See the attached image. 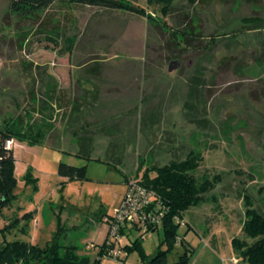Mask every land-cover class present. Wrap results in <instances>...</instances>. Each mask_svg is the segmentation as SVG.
Returning <instances> with one entry per match:
<instances>
[{"label": "rangeland", "instance_id": "rangeland-1", "mask_svg": "<svg viewBox=\"0 0 264 264\" xmlns=\"http://www.w3.org/2000/svg\"><path fill=\"white\" fill-rule=\"evenodd\" d=\"M118 1L145 17L67 0L18 15L0 0V128L9 121L43 137L12 148L17 200L0 212V230L17 221L0 233V248H43L60 228L59 244L93 260L125 178L192 153L200 159L193 178L211 188L178 235L192 259L211 242L231 264V239L252 243L242 232L246 201L264 217V0H176L167 10ZM172 61L179 67L168 73ZM49 93L62 101L49 106ZM76 138L92 142L90 160L76 156ZM60 162L86 166L85 180L60 178ZM139 235L126 228L114 245L121 257L99 264H140L137 251L121 250ZM161 241L160 230L144 236L143 252L152 256Z\"/></svg>", "mask_w": 264, "mask_h": 264}, {"label": "trees", "instance_id": "trees-1", "mask_svg": "<svg viewBox=\"0 0 264 264\" xmlns=\"http://www.w3.org/2000/svg\"><path fill=\"white\" fill-rule=\"evenodd\" d=\"M55 1L9 0V10L18 15L36 13L47 9ZM147 1L150 2L151 0ZM155 1L163 4L162 10H167L176 0ZM67 2L108 10H123L145 17L143 9L127 6L118 0H67ZM49 96L50 102L54 101L55 95L49 93ZM51 103H49V106H51ZM46 122H52L51 115H48ZM42 138L41 134L32 133L30 129L25 131L18 129L9 121L4 122L0 128V212L11 207L12 203L17 200L14 194L16 187L14 176L15 161L12 149H6L5 142L12 140L14 144L20 142L39 144ZM76 141L78 148L76 156L90 160L89 154L92 152L90 139L76 138ZM199 161L198 156L189 153L182 161L173 160L159 167L143 169L140 177L134 181L139 188L150 196V206L147 210L157 220L156 223L148 224L146 231L141 233L142 235L140 234L138 239L121 248L126 254L137 251L140 264H167L168 256L176 247L183 248V252L173 264H189L191 262L193 250L183 237H179L178 228L182 224L184 213L189 208L201 204L204 196L211 188L210 182L204 181L201 184H197L192 176L199 166ZM139 170L140 168L138 167L137 172ZM57 175L67 182L83 181L86 178V166L75 167L60 162L57 166ZM128 183V179H125V184L128 185ZM246 203L248 208L245 212L246 220L243 224L242 232L252 243L248 244L245 241L233 238L230 243L231 248L243 264H264V217L251 209L249 201H246ZM26 216H29V214ZM16 221L15 218L10 220L9 224L0 230V233L3 234ZM126 228L139 232V227L136 225L126 224L119 229L118 235L124 233ZM158 230L162 233V241L158 245L156 252L152 256H147L142 250L141 239ZM60 231L61 229L59 228L58 233L43 248L26 242H4L0 248V264H99L103 258L101 256H104V258L109 256L108 250L113 246L112 244L108 245L109 240L106 239L102 245L97 246L96 258L90 260L80 257L77 254L76 247L59 244ZM177 239L179 240L178 244H176Z\"/></svg>", "mask_w": 264, "mask_h": 264}, {"label": "built area", "instance_id": "built-area-1", "mask_svg": "<svg viewBox=\"0 0 264 264\" xmlns=\"http://www.w3.org/2000/svg\"><path fill=\"white\" fill-rule=\"evenodd\" d=\"M14 143L12 140L5 142L6 149H12ZM149 195L141 188H139L135 182H129L127 185V191L124 194L121 203L116 210L114 216L110 219L104 218L103 223L108 225V245H113L108 250L107 257L118 259L121 257L122 252L114 248L115 243L118 241L119 229L126 224H133L139 227V233H144L146 227L149 224L156 223L157 220L151 216L148 212ZM142 235V234H141ZM179 240H176V244ZM93 248V246L91 247ZM189 264H195L190 262Z\"/></svg>", "mask_w": 264, "mask_h": 264}, {"label": "crops", "instance_id": "crops-1", "mask_svg": "<svg viewBox=\"0 0 264 264\" xmlns=\"http://www.w3.org/2000/svg\"><path fill=\"white\" fill-rule=\"evenodd\" d=\"M56 101H58V102L62 101L61 97L56 98V96H55L54 97V101H51V102H56ZM48 102L51 103L49 98H48ZM71 102L80 103L81 101L78 100V99L75 100V98L72 97ZM125 179H127V177ZM185 241L191 247V244L187 240H185ZM204 244H205V250H203L199 254L197 259H195V260L191 259V261L194 262L195 264H223L224 263L223 259H221V261L219 262V260L217 259V256L215 255V252H216L215 245L213 243H211V242H204ZM207 248H210V249H207ZM191 249L194 250L193 247H191ZM229 262L231 264H243V262H241V259L239 257H237V255L234 252L232 253V257L229 260Z\"/></svg>", "mask_w": 264, "mask_h": 264}, {"label": "water", "instance_id": "water-1", "mask_svg": "<svg viewBox=\"0 0 264 264\" xmlns=\"http://www.w3.org/2000/svg\"><path fill=\"white\" fill-rule=\"evenodd\" d=\"M179 67V62L177 61H172L169 63L168 67H167V72L168 73H172L174 71H176Z\"/></svg>", "mask_w": 264, "mask_h": 264}]
</instances>
